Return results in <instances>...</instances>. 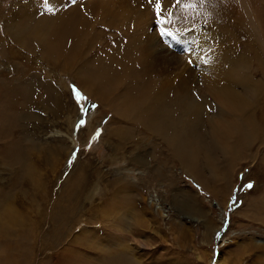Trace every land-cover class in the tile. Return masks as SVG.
<instances>
[{"label": "rangeland", "instance_id": "rangeland-1", "mask_svg": "<svg viewBox=\"0 0 264 264\" xmlns=\"http://www.w3.org/2000/svg\"><path fill=\"white\" fill-rule=\"evenodd\" d=\"M29 1L0 0V264H59L63 256L77 261L90 256V264H264V125L252 146L241 148L239 135L231 138L236 157L223 151L221 162L210 165L200 150L203 170L191 173L154 134L114 114L108 100L118 101L116 84L110 86L113 94L98 96L93 89L97 96L90 94L73 76L79 64L71 71L65 60L46 62L39 40L24 29L14 33V20L24 21L14 15ZM62 1L68 7L82 4ZM209 3L223 6L216 9L217 18L208 12ZM245 7L256 15L262 34L256 49L257 83L262 84L264 0H182L163 12L175 25L180 20L176 27L184 38L198 36L207 43L200 65L189 63L188 50L180 52L181 63L195 71L193 79L211 72L217 62L213 56L220 60L227 47L250 60L253 27L243 26ZM41 8L39 14L48 12L47 6ZM152 29L161 35L159 28ZM95 30L94 51L101 54L115 42L111 30L100 24ZM250 61L255 67V58ZM184 64L168 66L181 73ZM73 86L86 101H78ZM192 90L199 94L197 86ZM82 106L89 110L86 116ZM251 109V117L263 123L264 107ZM82 118L86 127H78ZM210 137L206 132L207 141ZM246 147L253 151L250 158L242 157Z\"/></svg>", "mask_w": 264, "mask_h": 264}, {"label": "bare ground", "instance_id": "bare-ground-1", "mask_svg": "<svg viewBox=\"0 0 264 264\" xmlns=\"http://www.w3.org/2000/svg\"><path fill=\"white\" fill-rule=\"evenodd\" d=\"M41 1L26 2L30 5H24L25 8L22 5L18 12L13 14L15 18L22 17L25 21L24 23V21L14 20L12 24L15 27L11 26L14 28V33L17 34L19 28L24 29L29 36L33 37L32 39L39 40L38 43L43 45L47 55L46 62H51L52 58L59 62L65 60V65H68L71 71L74 70L73 66L79 64L81 73L77 74L79 71L76 70L73 76L84 84V89L88 93L96 95L90 90L93 89L98 96L110 95L113 94L110 86L116 84V100L118 101L113 103L108 100L114 114L122 121L132 120L134 125L142 127L149 134H154L160 142H164L172 150L173 156L180 159L183 166L187 167L191 173L197 168L200 170L202 166V164L200 168L198 166L202 163L199 158L200 150L206 152L205 161L211 165L221 162V159L218 160L223 158V151L235 157L238 155V147H231L233 146L231 145L232 137L239 135L242 148L251 145L253 137L258 136L264 121L256 122L251 117V111H253L251 108L264 107V83H257L256 50L257 43L261 42L262 34L257 30L256 15L251 14L249 7H245L247 12L245 11L244 17L246 18L242 17V21L244 20V28H247V24L250 23L253 27L249 35L253 48L248 50V53L252 54L250 60L255 58V67L251 68V61L245 59L248 55L237 53L236 48H233L235 51L233 52L231 51L233 49L227 47L220 60L217 55L213 56L217 62L213 65L214 67H211V72H204L200 79L196 77L193 79L195 71L187 63H181L180 52L188 50L193 56L191 61H196L200 65V62L205 59L203 51L200 50H204L207 43L205 41L201 43L197 39L198 36L196 39L191 36L184 38L176 27L180 25L179 19L175 25L174 20L168 18L166 14L163 17H167L171 23L162 22L161 16H153L156 13L155 3L150 4L149 0H78L77 3H82L81 7L86 8L82 10L81 7H68L67 1L66 5L62 3V0ZM86 1H88L87 5L83 4ZM111 2L114 4L111 5ZM33 4L36 7L32 6ZM164 4L168 11L173 10V0H164ZM215 5L216 7L211 8L210 4L208 10L213 19L218 17L216 9L223 8L220 3ZM44 6L48 7V12L39 14L37 7ZM86 15L92 17L90 22L83 20L87 18ZM2 16L4 19L6 15ZM99 24L100 27L111 30L110 36L115 42L108 48L101 47L104 52L103 54L101 51L102 56L94 51L99 41L96 37L98 31L95 28ZM152 27L159 28L160 31L162 29L174 31L172 34L175 35L168 36V41H165L164 37ZM64 49L65 53H63ZM262 53L264 56L263 47ZM88 59L95 60L86 64L85 61ZM138 60L141 62L133 66ZM173 61L179 63L178 67L184 64L182 69L185 68L184 72L187 74L182 73V69L181 73H178L176 69L172 71L168 63ZM212 63L214 61H211ZM260 64L259 74L264 79V63ZM84 68L87 69L85 72L82 70ZM92 68H95L93 69L95 72L89 71ZM121 68L127 71L120 72ZM118 71L120 73L116 74ZM198 83H202L201 86ZM196 86L199 94L193 93L192 88ZM10 102L8 101L11 105ZM13 102L15 103L14 100ZM102 102L105 103V101ZM252 122L257 123V128ZM202 132H205V135ZM206 132L211 134L209 141L206 140ZM245 149L248 150L246 153L243 151L242 157L250 158L253 155L252 149L250 147ZM262 162L264 163L263 157ZM262 198L264 200V196ZM28 226V229L32 228ZM107 249L109 251V248ZM92 259L93 257L86 256L77 261L63 256L60 257L59 264H87ZM122 264L130 263L123 261Z\"/></svg>", "mask_w": 264, "mask_h": 264}, {"label": "snow or ice", "instance_id": "snow-or-ice-1", "mask_svg": "<svg viewBox=\"0 0 264 264\" xmlns=\"http://www.w3.org/2000/svg\"><path fill=\"white\" fill-rule=\"evenodd\" d=\"M201 3H208L210 2V0H200ZM149 3H155L156 7H155V11H156V14L158 16H162V22L164 23H171L170 20L167 19V17H163V12L167 11V8L165 7V4H164V0H149ZM182 3V0H173V6H179L180 4ZM195 5L194 4H191V3H186L185 4V7H194ZM51 10V9H49ZM169 16L172 15L171 12L168 13ZM161 35L162 36H172V33L167 31V29H162L161 31ZM208 61L206 60L205 63H207ZM189 63H192V61L190 60ZM73 90H74V93L76 94L77 98H78V101L79 100H84L86 101L87 100V97L83 95V93L79 92L78 89L75 88V86H73ZM88 109L84 106L81 107V112L82 114H84V116L87 115L88 113ZM87 125V120L85 118H82L80 119V121L78 122V127H86ZM97 137L99 136V131L97 132ZM247 187L251 188L252 185L249 184L247 185Z\"/></svg>", "mask_w": 264, "mask_h": 264}]
</instances>
